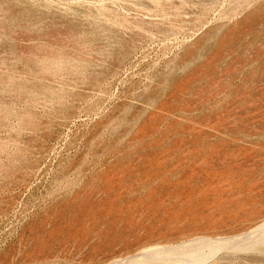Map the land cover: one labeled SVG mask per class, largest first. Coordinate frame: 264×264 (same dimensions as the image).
Listing matches in <instances>:
<instances>
[{"label":"rangeland","instance_id":"1","mask_svg":"<svg viewBox=\"0 0 264 264\" xmlns=\"http://www.w3.org/2000/svg\"><path fill=\"white\" fill-rule=\"evenodd\" d=\"M0 264H264V0H0Z\"/></svg>","mask_w":264,"mask_h":264}]
</instances>
